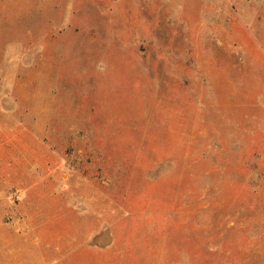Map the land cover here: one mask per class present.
<instances>
[{"label":"rangeland","instance_id":"obj_1","mask_svg":"<svg viewBox=\"0 0 264 264\" xmlns=\"http://www.w3.org/2000/svg\"><path fill=\"white\" fill-rule=\"evenodd\" d=\"M0 264H264V0H0Z\"/></svg>","mask_w":264,"mask_h":264}]
</instances>
